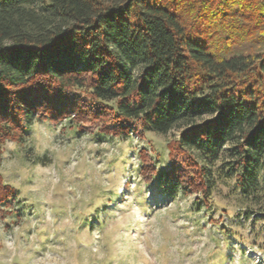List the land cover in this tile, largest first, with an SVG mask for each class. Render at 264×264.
<instances>
[{"label": "trees", "instance_id": "1", "mask_svg": "<svg viewBox=\"0 0 264 264\" xmlns=\"http://www.w3.org/2000/svg\"><path fill=\"white\" fill-rule=\"evenodd\" d=\"M235 12L260 23L264 0H0V153L41 119L118 137L175 128L167 164L139 154L162 196L197 194L211 210L215 181L231 178L261 196L264 56L224 53L218 28L234 34ZM10 199L0 175V209Z\"/></svg>", "mask_w": 264, "mask_h": 264}, {"label": "rangeland", "instance_id": "2", "mask_svg": "<svg viewBox=\"0 0 264 264\" xmlns=\"http://www.w3.org/2000/svg\"><path fill=\"white\" fill-rule=\"evenodd\" d=\"M226 17L237 31L218 28L224 53L264 56V21ZM178 133L104 136L96 126L41 119L22 141L5 140L0 175L15 200L1 204L0 240L7 234L15 244L0 246V264H264V193L244 196L233 178L217 179L207 210L197 194L162 196L138 174L140 152L167 164L166 143Z\"/></svg>", "mask_w": 264, "mask_h": 264}, {"label": "clouds", "instance_id": "3", "mask_svg": "<svg viewBox=\"0 0 264 264\" xmlns=\"http://www.w3.org/2000/svg\"><path fill=\"white\" fill-rule=\"evenodd\" d=\"M14 244H15L14 236H9L5 234L3 239L0 240V246H2L6 251L12 249L14 247Z\"/></svg>", "mask_w": 264, "mask_h": 264}]
</instances>
